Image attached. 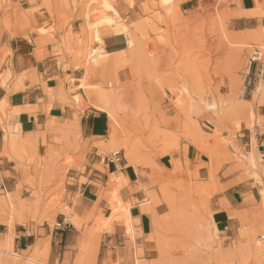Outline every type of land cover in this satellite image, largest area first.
<instances>
[{"label": "rangeland", "instance_id": "rangeland-1", "mask_svg": "<svg viewBox=\"0 0 264 264\" xmlns=\"http://www.w3.org/2000/svg\"><path fill=\"white\" fill-rule=\"evenodd\" d=\"M183 1L0 0V39L22 36L39 58L54 57L62 72L80 70L79 79L64 77L73 102L85 98L100 111L94 105L103 93L110 103L108 132L94 148L82 138L76 118L61 131L35 133L30 144L24 140L29 135L3 136L0 158L12 166L2 172L6 191L0 192V224L12 230L32 222L56 231L61 240L51 247L48 235L26 258L0 245V258L17 264H96L98 245L105 233L116 232L114 226L131 244L136 232L123 215L132 202H122L126 181L120 173L107 182H89L98 189V201L85 215H78L76 195L64 181L69 168L84 174L88 155L101 160L118 151L117 157L136 171L131 192L146 194V210L159 203L168 208L147 237L160 244L156 260H143L140 249L134 256L128 247L131 264L264 263V251L258 256L244 252L264 234V219L255 220L264 215V144L257 151L264 138V7L258 3L248 13L257 19L243 22L229 9L233 0L191 8L181 6ZM104 32L124 33L127 49L107 55L100 47ZM188 145L208 163L192 166ZM163 155L170 156L169 169L158 165ZM89 166L98 173L91 179L104 173L103 163ZM202 167L205 176L199 174ZM228 177H234L232 185L254 190L242 194L238 208L217 198L225 190L220 181ZM219 205H228L238 217L229 220L226 232L208 239L209 213ZM73 214L79 227L72 223ZM63 215L70 225L61 231L57 224ZM65 239L76 245L67 246L62 258L55 248ZM122 261L117 254L100 264Z\"/></svg>", "mask_w": 264, "mask_h": 264}, {"label": "crops", "instance_id": "crops-1", "mask_svg": "<svg viewBox=\"0 0 264 264\" xmlns=\"http://www.w3.org/2000/svg\"><path fill=\"white\" fill-rule=\"evenodd\" d=\"M220 0H184L180 2L181 6L196 7L209 6L218 3ZM262 0H233L230 2L229 9L235 15L236 21L251 22L256 20V16L248 13L256 9L257 4ZM240 14V15H237ZM264 23V19L262 20ZM102 41L100 47L107 55L117 54L127 49V39L124 33H102ZM0 49L2 56L0 57V152H2V138L5 134H16L19 137L33 135L40 131L50 133L46 130L51 122L56 120L71 121L75 118L78 120L82 138L93 145L99 142V139L106 136L109 128L108 118L105 112L97 111L89 105L88 100L83 96L82 91L78 93L84 98L83 101L73 102L72 95L67 91L65 81L66 75H73L75 79H79V71L62 72L57 66L55 58L47 56V58H39L35 53V48L31 42L22 36L7 37L0 39ZM241 100H244L243 98ZM29 108V110H28ZM5 109V110H4ZM28 110V111H27ZM264 117V113H261ZM46 124V125H45ZM48 124V125H47ZM36 126V127H35ZM45 126V127H44ZM44 127V128H43ZM27 131V132H26ZM30 133V134H29ZM33 133V134H32ZM257 151L264 144V138H260ZM94 148V145H93ZM91 147V149H93ZM187 161L192 166L208 163V159L200 155L192 145H188L186 151ZM11 161L6 157L0 158V184H3V173L12 165ZM96 163H103L104 173L98 175L100 178L91 179V174H98L91 166ZM159 167L169 169L170 156L163 155L158 160ZM86 171L80 173L75 168L67 169L64 175L65 186L67 191L74 193L76 201V210L78 215H85L97 201V187L89 182H107L110 175L114 172L121 174L126 185L120 190V196L123 203L132 202L129 213L131 217V226L137 233L131 244H127V239L122 237V232L114 226L113 234H104L96 251L95 263L100 264L111 258L113 261L119 254L124 261L122 264H131L128 259L129 250L135 256L136 250L140 249L143 253L142 259L145 261H154L160 247L158 240L148 239L147 237L154 231V221H161L168 214V208L164 203L153 206V210L147 211L150 203L146 202V194L144 192L132 193L131 189L135 186L137 178L134 167L122 158L103 157L94 159L89 156L87 164L84 165ZM225 166V165H224ZM207 169L205 167L199 169V174L205 176ZM81 177H86L88 183L80 182ZM234 177H228L220 181L225 186L222 194L218 195L220 203L227 202L231 207L238 208L241 204L242 194L254 190L247 185H232ZM9 185V184H8ZM10 192H14L13 185L8 187ZM134 199H137L135 202ZM100 206H104V200L98 202ZM231 218L224 210H216L212 213V220L219 232L227 230V223ZM63 231L62 228H57ZM10 229L4 224H0V245L11 247L13 252L20 258H26L35 253L36 248L42 244L48 235H51L50 246L60 241L55 237L56 231H50L48 228L40 227L32 222L27 224H15L12 228V240L9 242L5 236ZM63 233H60V235ZM55 243V244H56ZM73 239H65L64 244L55 248L58 256L64 258L67 252V246H74ZM58 252V253H57ZM51 262H54L52 254ZM0 264H17L12 259L0 258ZM264 264V263H263Z\"/></svg>", "mask_w": 264, "mask_h": 264}, {"label": "bare ground", "instance_id": "bare-ground-1", "mask_svg": "<svg viewBox=\"0 0 264 264\" xmlns=\"http://www.w3.org/2000/svg\"><path fill=\"white\" fill-rule=\"evenodd\" d=\"M164 2H167V3H169L170 2V0H164ZM260 3V5H262L263 7H264V2L263 1H261V2H259ZM235 15H236V13H235ZM237 15H240V14H238L237 13ZM243 101H245V99L243 100ZM109 100H108V98H107V96L106 95H104L103 93H99V94H97V103L94 105L97 109H99L100 111H104V112H110V107H109ZM240 104V103H239ZM233 108V107H232ZM240 108V107H239ZM245 107H243V109H244ZM234 109V108H233ZM5 110V109H4ZM28 110H29V108H28ZM27 110V111H28ZM242 110V109H241ZM30 111V110H29ZM239 111V110H238ZM237 111V112H238ZM243 111V110H242ZM239 113V112H238ZM244 113H246V112H244ZM66 124H67V121H62V123H50L48 126H46L47 128H46V130L48 131V132H58V131H61V130H63L64 128H65V126H66ZM46 125V124H45ZM36 127V126H35ZM45 127V126H44ZM43 127V128H44ZM27 132V131H26ZM30 134V133H29ZM33 134V133H32ZM6 135V134H5ZM7 135H9V136H11L13 139L16 137V134H8L7 133ZM35 134H33V135H29L28 137L29 138H26V139H24V140H27V142H29L30 140H31V138H33V136H34ZM9 136L6 138L5 136H4V139L6 138L7 140L9 139ZM5 139V140H6ZM7 142V141H6ZM30 143H32V142H29L28 144H30ZM118 153V151L117 152H115V154H117ZM248 160H249V162H251V164H253L252 162H253V160H254V156L253 155H250L249 157H248ZM188 198V197H187ZM185 200V199H184ZM188 201V200H187ZM130 206H132V204H129V205H126L125 206V210H126V212H125V214L123 215V217L125 218V219H131V217H130V213H129V209H130ZM264 209V208H263ZM216 210H224V211H226V213L228 214V216L230 217V218H237L238 217V215L234 212V211H232L231 210V208L228 206V205H219V206H216V207H214V208H212V210H211V212L209 213V220H208V225L211 227V230H210V232H208V228H207V226H205V225H203L204 227H203V230L204 231H206V232H208L207 233V238L208 239H210V238H212L213 239V237L215 236H218L221 232H219L217 229H216V227H215V225H214V222H213V220H212V212L213 211H216ZM116 214V213H115ZM75 216V217H74ZM262 220V219H264V215H262V216H260V217H258L257 219H255V220ZM72 223L75 225V226H77V227H79L80 226V220L78 219V217H76V215H74L73 214V217H72ZM11 224V223H10ZM9 228H10V225H9ZM137 234V233H136ZM12 230H11V228H10V231H9V233L7 234V240L10 242L11 241V238H12ZM138 251H139V249H138ZM261 251H263V250H261V248H260V246H259V243H258V241L257 242H253L252 244H251V241H250V243H248L247 245H246V247L244 248V252H245V254H247V255H255V256H258L259 255V253L261 252ZM141 253V252H140ZM139 261V260H138ZM137 260H136V262H137V264L138 263H140V262H138ZM136 262H135V264H136ZM200 262V261H199ZM202 264H204L205 263V261L204 260H202ZM201 263V262H200ZM207 263V262H206ZM205 263V264H206ZM224 263V262H223ZM222 263V264H223ZM141 264V263H140Z\"/></svg>", "mask_w": 264, "mask_h": 264}, {"label": "built area", "instance_id": "built-area-1", "mask_svg": "<svg viewBox=\"0 0 264 264\" xmlns=\"http://www.w3.org/2000/svg\"><path fill=\"white\" fill-rule=\"evenodd\" d=\"M115 155V153L113 154ZM6 191V188L3 184L0 185V192L4 193ZM59 228H66L70 225V222L67 220V218L63 215L62 220L60 223L57 224ZM257 241L259 242L260 246L263 248L264 251V234H258L257 235Z\"/></svg>", "mask_w": 264, "mask_h": 264}]
</instances>
